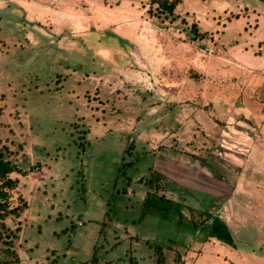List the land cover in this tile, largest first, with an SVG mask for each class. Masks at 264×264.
Here are the masks:
<instances>
[{"label": "rangeland", "instance_id": "1", "mask_svg": "<svg viewBox=\"0 0 264 264\" xmlns=\"http://www.w3.org/2000/svg\"><path fill=\"white\" fill-rule=\"evenodd\" d=\"M3 145L28 206L0 264H264V0H0ZM152 175L182 222L145 208ZM212 203L237 250L199 233Z\"/></svg>", "mask_w": 264, "mask_h": 264}, {"label": "trees", "instance_id": "2", "mask_svg": "<svg viewBox=\"0 0 264 264\" xmlns=\"http://www.w3.org/2000/svg\"><path fill=\"white\" fill-rule=\"evenodd\" d=\"M182 2V0H151L152 4H156V12L158 14L162 13H174L178 5ZM149 10H152L150 8ZM195 32L198 34H207V32L201 33L198 29L197 25H193ZM108 35L116 37L119 41H125V37L116 33L113 30L107 31ZM123 46V44H120ZM119 46V45H118ZM61 75V74H60ZM62 76V75H61ZM61 79V77L59 78ZM243 121H247L251 123L249 120L242 118ZM79 124L76 123V126ZM79 127V126H78ZM87 129H83L84 135H80V137L85 136ZM133 141L129 147H132ZM5 149L7 146L3 145L0 147V228H6L5 220L12 216L19 218L25 209L28 206V202L24 200L19 204H12L11 202V190L15 189L19 184L18 177H12L11 173L13 170H18V166L14 164L13 160L10 157L5 155ZM19 171H21L19 169ZM23 172V171H21ZM151 187L154 186L153 191H149L144 200V206L147 209H150L156 213H159L165 217H169V215L174 214L178 216V220L182 222L183 216V205L184 202L181 200H176L171 197H168L165 193H159V189L161 188V178L158 175H152L146 181ZM215 206V204H210L209 207L200 211L202 215V222L198 225V231L204 236V239L208 240L211 237H215L225 243L235 245L236 239L234 237L233 231L228 224L227 220L222 217L220 214L210 211V207ZM176 209V211H174ZM194 226H197L196 223H193ZM21 227L20 224H17L16 229L19 230ZM9 228V227H8ZM11 232H14L12 228H10ZM104 230V229H103ZM3 232H0V239L3 238ZM7 241V240H5ZM155 252L157 254V260L159 264H165L166 255L162 244L154 245ZM97 258L95 253L94 259Z\"/></svg>", "mask_w": 264, "mask_h": 264}, {"label": "crops", "instance_id": "3", "mask_svg": "<svg viewBox=\"0 0 264 264\" xmlns=\"http://www.w3.org/2000/svg\"><path fill=\"white\" fill-rule=\"evenodd\" d=\"M53 11H58V10L57 9H53ZM118 34H120V33H118ZM112 49L113 48H110V47H101L100 51H99V54L102 56L103 59L111 60L110 55H111ZM102 51H105V52L103 53ZM104 76L105 75H101V77H104ZM159 161L161 162V164H163L161 166L162 169H160V171H162L163 173L167 174L166 173L167 170L172 172V173H175V171L177 170L176 160L174 158H170V159L169 158H164V159H160ZM163 176L165 177L166 175H163ZM167 196L171 197L169 195H167ZM171 198L176 199V200H180V199H177L176 197H171ZM226 220H227L228 224L230 225L231 229H233L232 228V224L229 221V219H226ZM207 242H208L207 244H208L209 248L213 249V247L215 245H218L219 242H223V241H221V240H219V239H217L215 237H211V238H209L207 240ZM193 243H198V241L194 240ZM223 243L227 244V245H220V244L219 245L224 247V248H227L229 250H234V248L236 250L238 249L237 246H236L237 243L235 245H231V244H228V243H225V242H223ZM200 248H202L204 250V247L202 245L198 246L194 251H192V249H190V248H187L183 252H180L177 248H175V251H176L175 255L177 254V256H176L177 261L178 262H184L185 261L184 255H189L190 257L195 256L198 252H200L199 251ZM214 250L216 251V249H214ZM183 253H185V254H183ZM217 253L219 254V252H217ZM245 254L248 255V257H246ZM245 254H242V256H241L244 261L249 259V258L253 259L254 262L259 261L260 259H262L261 256L258 255L255 252V250H250V251L246 252ZM224 259H226L227 264H238L234 260L229 259L227 256H224ZM165 264H166V262H165Z\"/></svg>", "mask_w": 264, "mask_h": 264}]
</instances>
